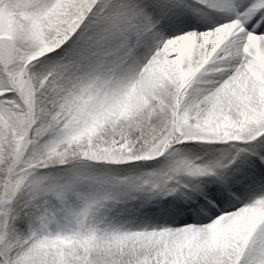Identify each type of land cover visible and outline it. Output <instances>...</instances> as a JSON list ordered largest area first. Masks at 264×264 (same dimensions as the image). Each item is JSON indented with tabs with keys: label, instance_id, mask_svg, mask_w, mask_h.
Returning <instances> with one entry per match:
<instances>
[{
	"label": "snow or ice",
	"instance_id": "obj_1",
	"mask_svg": "<svg viewBox=\"0 0 264 264\" xmlns=\"http://www.w3.org/2000/svg\"><path fill=\"white\" fill-rule=\"evenodd\" d=\"M0 264H264V0H0Z\"/></svg>",
	"mask_w": 264,
	"mask_h": 264
}]
</instances>
